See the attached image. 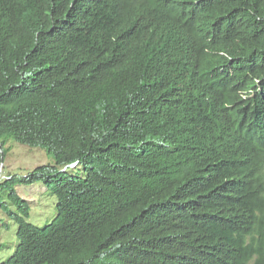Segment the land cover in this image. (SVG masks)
<instances>
[{"label":"trees","instance_id":"16d2710c","mask_svg":"<svg viewBox=\"0 0 264 264\" xmlns=\"http://www.w3.org/2000/svg\"><path fill=\"white\" fill-rule=\"evenodd\" d=\"M10 139L55 165L1 264H264V0H0Z\"/></svg>","mask_w":264,"mask_h":264},{"label":"rangeland","instance_id":"374dc122","mask_svg":"<svg viewBox=\"0 0 264 264\" xmlns=\"http://www.w3.org/2000/svg\"><path fill=\"white\" fill-rule=\"evenodd\" d=\"M4 152L1 181L8 175L23 178L38 167L55 165L53 158L43 148L30 147L14 139L9 140ZM16 192L25 201L20 205L30 207L29 223L44 228L57 216V197L48 192L43 183L19 185ZM8 194V191L0 194V264L6 262L18 246V224L10 214L20 212L19 207L11 203Z\"/></svg>","mask_w":264,"mask_h":264},{"label":"clouds","instance_id":"9594fccd","mask_svg":"<svg viewBox=\"0 0 264 264\" xmlns=\"http://www.w3.org/2000/svg\"><path fill=\"white\" fill-rule=\"evenodd\" d=\"M76 164L71 165L70 167H74ZM69 167V166H68Z\"/></svg>","mask_w":264,"mask_h":264}]
</instances>
